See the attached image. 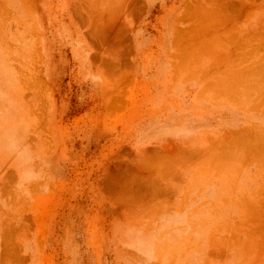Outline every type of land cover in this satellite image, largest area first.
Here are the masks:
<instances>
[{
    "label": "crops",
    "instance_id": "obj_1",
    "mask_svg": "<svg viewBox=\"0 0 264 264\" xmlns=\"http://www.w3.org/2000/svg\"><path fill=\"white\" fill-rule=\"evenodd\" d=\"M209 1L0 0V264H74L88 226H111L120 264L117 226L156 224L138 216L238 226V209H264L249 206L254 171H202L212 150L262 124L241 111L250 60L233 52L249 47L250 26L231 7L248 0ZM121 194L151 206L106 203Z\"/></svg>",
    "mask_w": 264,
    "mask_h": 264
},
{
    "label": "rangeland",
    "instance_id": "obj_2",
    "mask_svg": "<svg viewBox=\"0 0 264 264\" xmlns=\"http://www.w3.org/2000/svg\"><path fill=\"white\" fill-rule=\"evenodd\" d=\"M254 3L258 4V7L257 5L255 6L258 9L256 11V9L253 8L252 12L253 13L255 12V13L253 14L251 12L250 17H249V26H250L249 48H246L244 51L234 50L233 52L235 53L236 56L239 52L240 57H243L244 55V57H249L250 59V67H251L250 68L251 74H249V83H250L249 84V98L250 99H246L247 103H245L244 106L240 105L241 111H245V112L247 111L244 114V116L247 119L253 116H257L259 119L262 120L261 121L262 124L256 125V126L251 124L250 128L248 129L249 132L245 133V135L244 133H242L241 135L235 136L233 141L231 140L232 142L231 144L225 145L223 147L218 146L217 148H215L214 149L215 151L213 150V152L214 154H216V157L218 156L216 159H218L219 157L220 159L217 160L218 162L216 160L214 161V163L213 161L208 162L211 166L208 163L203 162L202 171H206L210 174H216V175L217 174L225 175V174H231V173L237 175L239 173L243 174L245 172L254 171L255 172L254 175H256V177H254L251 180H255L257 184H256V188L254 189V191H252L251 195L248 197V200L249 199L251 200V204L249 205H256V203L260 205H264V202H263L264 196L263 194L261 195V193H264L262 192L263 191L262 189H264V175L262 176V174H264V139H263L264 138V129H263L264 128V112H263L264 111V100L262 101V99H264V77H263L264 76V53H263L264 43L263 41L264 40H261L262 37L264 38V32H263L264 31V15H262V17L260 16L258 17L257 14L261 15V13H256L261 7H262L261 10L264 9V3L263 2L262 3L254 2ZM263 13H264V10L262 14ZM251 34L253 35V37L251 36ZM223 52H225V56L227 57L231 55V51H223ZM255 54H258V55L255 56ZM258 62H259V65H258ZM256 70H258L257 71L258 73L256 72ZM254 78L257 80H255ZM250 93L253 95H251ZM124 116L125 115H123V117ZM251 128L252 129L255 128L254 130L256 131L259 129V131L256 132L252 130ZM122 132L125 136V133H127L128 131L123 130ZM254 136H256V138ZM245 137L247 139H244ZM219 148L221 149L222 152L221 151L219 152L220 150ZM233 150L235 153L233 152ZM250 154L251 156H249ZM241 159L243 160L240 161ZM250 160L251 161L253 160V162H250ZM223 161H227V164H225L226 162H223ZM239 161L241 163H239ZM127 163L128 162H126V164ZM217 163L219 166L217 165L215 169V166H213V164L216 165ZM107 169H110L109 165L107 166ZM232 180L234 181V179ZM230 186L231 188H233V184H230ZM117 197H119V200L116 201L117 203L109 202V201H107L106 203L107 204H117V206L121 207L122 209L142 208V207L144 208V207L151 206L150 203L137 199L138 197L136 195L121 194V195H117ZM237 211H238L239 216L240 215L242 216L243 218L242 221H244L246 225H238V226H233V225H228V226L227 225H214V226L184 225L182 224V220H179V218L177 219L171 218L170 220L166 219V221L162 220V222H164V225H165V228L164 227L162 228L164 229V231L166 230V232L164 234H161V233H158L157 235L154 234L152 239L145 238L147 236V233L149 232L151 225H145V224L144 225H122L120 229L117 227L118 231L120 230L121 237H122L121 258L119 260L120 264H125V263L126 264H138L139 261L141 260L143 261L142 264H215L214 262L220 259L225 260L224 258L228 250L231 248H232L231 250H233V248L235 249L237 245L241 246L240 250L242 253V257L240 259L241 261L238 262V264H258L255 261H258L259 264H261L262 259H259V258L262 257L260 256L261 254H264V241H263L264 240V209H238ZM138 217H140L141 219H144L142 218V216H138ZM141 219L135 222L145 223L147 221H154V223H156L157 221L156 219L155 220H151V219L141 220ZM110 227L111 226L84 227L86 231L85 235L90 240V247L89 249L87 250L84 249L83 251H81L78 247V254L74 258V262H75L74 264H116L117 257L114 256V249H113L114 247H113V244L111 243L113 236L110 232ZM256 227H257V230L255 229ZM183 232H185V235ZM189 237L191 239H189ZM199 238H201V241H200L201 247H202L201 250L195 248ZM187 244L189 246H185ZM145 245L148 246L145 252L149 251L150 254L148 252L144 254V251H141L140 253L142 255L141 254L136 255L135 248L138 246L142 247ZM193 251H195V254L193 253ZM126 253L127 255H125ZM145 256L148 258H144Z\"/></svg>",
    "mask_w": 264,
    "mask_h": 264
},
{
    "label": "bare ground",
    "instance_id": "obj_3",
    "mask_svg": "<svg viewBox=\"0 0 264 264\" xmlns=\"http://www.w3.org/2000/svg\"><path fill=\"white\" fill-rule=\"evenodd\" d=\"M208 1H209V0H208ZM222 1H223V0H222ZM234 1H235V0H234ZM262 1H263V0H262ZM262 1H261V3H262ZM209 2H210V1H209ZM237 2H238V1H237ZM254 2H255V0H254V1H253V0H251V1L248 0V3H247V2H246V3H245V2H244V3H243V2H242V3H241V2H238L239 4L236 3L237 6H235V4L233 5L232 3H229V6L233 5V7H231V8L239 9L240 11H241L242 9L245 10V12L248 11L249 13L246 12V14L248 13V14H249V17H250V13L252 12L253 8H255L256 11H257V9H258V8L255 7L256 5H257V7H258V4H255ZM256 2H258V1H256ZM205 3H206V2H205ZM210 3H211V2H210ZM218 3H219V2H218ZM253 3H254L255 5H254ZM263 3H264V1H263ZM199 4H200V3H199ZM199 4H198V5H199ZM259 4H260V3H259ZM200 5H201V4H200ZM200 5H199V6H200ZM209 5H210V4H209ZM225 5H226V4H225ZM251 5H252V6H251ZM253 5H254V7H253ZM196 6H197V5H196ZM216 6H217V5H216ZM218 6H219V5H218ZM224 7H226V6H224ZM224 7H223V8H224ZM195 8H196V7H195ZM204 8H205V7H204ZM261 8H262V7H261ZM261 8L258 10V12H256V13H261V15H258V14H257L258 17H259V16L262 17V15H264V13L262 14V12H263L264 9L261 10ZM225 9H226V8H225ZM214 10H215V9H214ZM220 10H221V9H220ZM233 10H234V9H233ZM233 10H232V11H233ZM4 11H5V10H4ZM201 11H202V10H201ZM260 11H262V12H260ZM132 12H133V11H132ZM184 12H185V11H184ZM187 12H189V11H187ZM216 12H219V11H216ZM207 13H208V11H207ZM223 13H224V12H223ZM252 13H253V12H252ZM254 13H255V12H254ZM254 13H253V14H254ZM193 14H194V13H193ZM197 14H198V13H197ZM197 14H196V15H197ZM218 14H219V13H218ZM224 14H225V13H224ZM234 14H235V13H234ZM97 15H98V14H97ZM131 15H132V14H131ZM188 15H189V14H188ZM211 15H213V14H211ZM7 16H9V15H7ZM136 16H137V15H136ZM189 16H190V15H189ZM191 16H192V15H191ZM198 16H199V15H198ZM203 16H204V15H203ZM216 16H217V15H216ZM222 16H223V15H222ZM226 16H227V15H226ZM226 16H225V17H226ZM230 16H231V15H230ZM251 16H252V15H251ZM192 17H193V16H192ZM209 17H210V16H209ZM218 17H219V16H218ZM218 17H217V18H218ZM231 17H232V16H231ZM246 17H247V16H246ZM252 17H253V16H252ZM255 17H256V16H255ZM185 18H188V16L185 17ZM194 18H195V17H194ZM203 18H204V17H203ZM237 18H238V16H237ZM133 19H134V18H133ZM189 19H190V18H189ZM218 19H219V18H218ZM223 19H224V18H223ZM229 19H230V18H229ZM245 19H246V18H245ZM245 19H244V20H245ZM7 20H8V19H7ZM186 20H187V19H186ZM194 20H195V19H194ZM202 20H203V19H202ZM208 20H209V19H208ZM208 20H207V21H208ZM220 20H221V18H220ZM224 20H226V18H225ZM230 20H231V19H230ZM192 21H193V20H192ZM196 21H197V20H196ZM200 21H201V20H200ZM211 21H212V20H211ZM217 21H218V20H217ZM217 21H216V22H217ZM245 21H246V20H245ZM197 22H199V21H197ZM261 22H262V21H261ZM213 23H214V22H213ZM217 23H218V22H217ZM221 23H222V22H221ZM259 23H260V22H259ZM230 24H231V23H230ZM255 24H256V23H255ZM255 24H254V25H255ZM192 25H193V24H192ZM226 25H227V24H226ZM214 26H215V25H214ZM222 26H223V25H222ZM232 26H233V25H232ZM262 26H263V25H262ZM247 27H248V26H247ZM227 28H228V27H227ZM232 28H233V27H232ZM235 28H236V27H235ZM189 30H190V29H189ZM234 31H235V30H234ZM239 31H240V30H239ZM243 31H244V30H243ZM223 32H224V31H223ZM229 32H230V31H229ZM229 32H227V33L229 34ZM263 32H264V31H263ZM182 33H183V32H182ZM219 33H220V32H219ZM234 33H235V32H234ZM217 34H218V33H217ZM222 34H223V33H221V36H223ZM231 34H232V31H231ZM235 34H236V33H235ZM253 34H254V33H253ZM255 34H256V33H255ZM226 35H227V34H226ZM234 36H235V35H234ZM242 36H244V35H242ZM251 36L253 37L252 34H251ZM256 36H257V35H256ZM126 37H127V36H126ZM238 37H239V36H238ZM252 37H251V38H252ZM186 38H187V37H186ZM212 38H213V37H212ZM218 38H219V37H218ZM218 38H217V39H218ZM221 38H222V37H221ZM244 38H245V37H244ZM127 39H128V38H127ZM178 39H179V38H178ZM229 39H230V38H229ZM231 39H232V38H231ZM234 39H235V38H234ZM245 39H246V38H245ZM245 39H244L243 41H245ZM253 39H254V38H253ZM213 40H214V39H213ZM261 40H264V38L262 37ZM176 41H177V40H176ZM216 41H217V40H216ZM257 41H258V40H257ZM209 42H210V41H209ZM214 42H215V41H214ZM214 42H213V43H214ZM219 42H220V41H219ZM228 42H230V41H228ZM245 42L248 43V41H245ZM8 43H9V42H8ZM200 43H201V42H200ZM225 43H226V42H225ZM225 43H224V44H225ZM249 43H250V42H249ZM263 43H264V41H263ZM6 44H7V43H6ZM9 44H10V43H9ZM189 44H190V43H189ZM191 44H192V43H191ZM211 44H212V43H211ZM224 44H223V45H224ZM227 44H228V43H227ZM235 44H236V43H235ZM257 44H258V42H257ZM1 45H2V44H1ZM212 45H213V44H212ZM212 45H211V46H212ZM242 45H243V44H242ZM245 45H246V44H245ZM247 45H248V44H247ZM250 45H251V44H250ZM224 46H225V45H224ZM224 46H223V47H224ZM229 46H230V45H229ZM236 46H237V44H236ZM238 46H239V44H238ZM257 46H258V45H257ZM219 47H220V46H219ZM244 47H245V46H244ZM254 47H255V46H254ZM258 47H259V46H258ZM186 48H187V47H186ZM207 48H208V47H207ZM233 48H234V47H233ZM235 48H236V47H235ZM245 48H246V47H245ZM247 48H249V47H247ZM224 49H226V48H224ZM243 49H244V48H243ZM183 50H184V49H183ZM200 50H201V49H200ZM204 50H205V49H204ZM237 50H239V48H238ZM255 50H256V49H255ZM121 51H122V50H121ZM218 51H219V50H218ZM221 51H222V50H221ZM224 51H225V50H224ZM243 51H244V50H243ZM253 51H254V50H253ZM262 51H263V50H262ZM181 52H182V51H181ZM208 52H210V50H209ZM260 52H261V51H260ZM121 53H122V52H121ZM213 53H214V52H213ZM215 53H216V52H215ZM224 53H225V52H224ZM228 53H229V52H228ZM240 53H241V52H240ZM258 53H259V52H258ZM263 53H264V52H263ZM197 54H198V53H197ZM205 54H206V53H205ZM234 54H235V53H234ZM234 54H233V55H234ZM236 54H237V53H236ZM243 54H244V53H243ZM210 55H211V54H210ZM217 55H218V54H216V57H217ZM223 55H224V54H223ZM256 55H258V54H255V56H256ZM184 56H185V55H184ZM230 56H231V55H230ZM235 56H236V55H235ZM241 56H242V55H241ZM252 56H253V55H252ZM255 56H254V57H255ZM213 57L215 58V56H213ZM239 57H240V56H239ZM243 57H244V55H243ZM254 57H253V58H254ZM214 58H213V59H214ZM235 58H236V57H235ZM250 58H252V57H250ZM124 59H125V58H124ZM176 59H177V58H176ZM183 59H184V58H183ZM254 59H255V58H254ZM233 60H234V59H233ZM235 60H236V59H235ZM235 60H234V61H235ZM244 60H245V59H244ZM249 60H250V59H249ZM101 61H102V60H101ZM212 61H213V60H212ZM241 61H243V60H241ZM214 62H215V61H214ZM214 62H212V63H214ZM123 63H125V62H123ZM190 63H191V62H190ZM190 63H189V64H190ZM212 63H211V64H212ZM236 63H239V62L236 61ZM21 64H22V63H21ZM180 64H181V63H180ZM187 64H188V63H187ZM189 64H188V65H189ZM193 64H194V63H193ZM214 64H215V63H214ZM242 64H243V62H242ZM242 64H240L239 66H241ZM175 65H177V68H178V65H179V64L176 63ZM188 65H187V66H188ZM212 65H213V64H212ZM226 65H227V64H226ZM234 65H235V64H234ZM246 65H247V64H246ZM246 65H245V66H246ZM258 65H259V62H258ZM179 66H180V65H179ZM181 66H182V64H181ZM209 66H210V65H209ZM236 66H237V65H236ZM236 66H235V67H236ZM125 67H126V66H125ZM174 67H175V69H176V66H174ZM182 67H183V66H182ZM207 67H208V66H207ZM224 67H226V66H224ZM247 67H248V66H247ZM219 68H220V67H219ZM236 68H237V67H236ZM250 68H251V67H250ZM15 69H16V68H15ZM173 69H174V68H173ZM175 69H174V71H175ZM259 69H260V68H259ZM188 70H189V69H188ZM230 70H231V69H230ZM236 70H237V69H236ZM251 70H253V69H251ZM254 70H255V69H254ZM177 71H178V70H177ZM223 71H224V70H223ZM257 71H258V70H256V72H257ZM248 72H249V71H248ZM251 72H253V71H251ZM256 72H255V73H256ZM22 73H23V72H22ZM212 73H213V72H212ZM217 73H219V72H217ZM221 73H222V72H221ZM221 73H219V74L221 75ZM226 73H227V72H226ZM240 73H241V72H240ZM244 73H246V72H244ZM257 73H258V72H257ZM247 74H248V73H247ZM250 74H251V73H250ZM235 75H236V74H235ZM255 75H256V74H255ZM20 76H21V75H20ZM188 76H189V75H188ZM225 76H227V75H225ZM242 76H243V75H242ZM242 76H241V77H242ZM222 77H223V76H222ZM239 77H240V76H239ZM255 77H256V76H255ZM263 77H264V76H263ZM212 79H213V78H212ZM240 79H241V78H240ZM254 79H255V78H254ZM18 80H19V79H18ZM183 80H184V79H183ZM188 80H189V79H188ZM235 80H236V79H235ZM252 80H253V79H252ZM255 80H257V79H255ZM223 82H224V80H223ZM245 82H246V81H245ZM252 82H253V81H252ZM254 82H255V81H254ZM259 82H260V80H259ZM219 83H221V82H219ZM224 83H225V82H224ZM213 84H214V83H213ZM227 84H228V83H227ZM229 84H231V83H229ZM238 84H239V83H238ZM249 84H250V83H249ZM219 85H220V84H219ZM242 85H243V84H242ZM205 86H207V85H205ZM211 86H212V85H211ZM215 86H216V85H215ZM247 86H248V85H247ZM212 87H213V86H212ZM212 87H211V90H213ZM219 87H220V86H219ZM240 87H241V86H239V88H240ZM242 87H243V86H242ZM242 87H241V89H242ZM256 87H257V86H256ZM214 88H215V87H214ZM217 88H218V86H217ZM217 88H215V89H217ZM234 88H235V87H234ZM245 88H246V86H245ZM247 88H248V87H247ZM259 88H261V87H259ZM204 89H205V88H204ZM204 89H203V91H204ZM207 89H208V88H207ZM222 89H223V88H222ZM225 89H226V88H225ZM219 90H220V89H219ZM226 90H227V89H226ZM228 90H229V89H228ZM260 90H261V89H260ZM203 91H202L201 93H203ZM232 91H233V90H232ZM247 91H248V90H247ZM252 91H253V90H252ZM223 92H224V94H225V91H223ZM229 92H230V91H229ZM214 93H215V92H214ZM227 93H228V92H227ZM232 93H233V92H232ZM235 93H236V92H235ZM258 93H259V92H258ZM37 94H38V93H37ZM228 94H230V93H228ZM238 94H239V93H238ZM244 94H245V93H244ZM250 94H251V93H250ZM28 95H29V94H28ZM215 95H216V94H215ZM215 95H214V97H213V95H212L211 97H213V99H215L216 97H219V96H216V97H215ZM218 95H219V93H218ZM225 95H226V94H225ZM225 95H224V96H225ZM232 95H233V94H232ZM239 95H240V94H239ZM251 95H253V94H251ZM30 96H31V95H30ZM227 96H228V95H227ZM258 96H259V95H258ZM25 97H26V96H25ZM28 97H29V96H28ZM233 97H236V95L233 96ZM237 97H238V96H237ZM243 97H244V96H243ZM243 97H242V99H243ZM225 98H226V97H225ZM239 98H241V96H240ZM216 99H217V98H216ZM234 99H235V98H234ZM236 99H237V98H236ZM244 99H245V98H244ZM248 99H250V98L248 97ZM227 100H230V98H229V99L227 98ZM263 100H264V99H262V101H263ZM24 101H25V100H24ZM26 101H27V100H26ZM231 101H232V100H231ZM245 101H246V99H245ZM251 101H252V100H251ZM233 102H235V101H233ZM233 102H232V103H233ZM236 102H240V101H236ZM242 102L244 103V100H242L241 103H242ZM252 102H253V101H252ZM26 103H27V102H26ZM246 103H247V102H246ZM235 104H236V103H235ZM238 104H240V103H238ZM244 104H245V103H244ZM248 105H249V104H248ZM250 105H251V104H250ZM28 106H29V105H28ZM249 107H250V106H249ZM242 108H243V107H242ZM253 108H254V107H253ZM248 109H249V108H248ZM232 110H233V109H232ZM245 110H246V109H245ZM250 110H251V109H250ZM258 110H259V109H258ZM246 112H247V111H246ZM263 112H264V111H263ZM221 113H222V112H221ZM33 114H34V113H33ZM228 117H229V116H228ZM248 119H249V118H248ZM247 121H248V120H247ZM251 121L253 122V120H251ZM256 122H257V121H256ZM244 127H246V126H244ZM247 127H248V126H247ZM258 127H259V126H258ZM256 128H257V127H256ZM262 128H263V127H262ZM262 128H260V129H262ZM233 129H234V128H233ZM251 129H252V128H251ZM254 129H255V128H254ZM254 129H252V130H254ZM263 129H264V128H263ZM201 130H202V129H201ZM247 130H248V129H247ZM235 131H236V130H235ZM235 131H232V132L235 133ZM254 131H255V130H254ZM223 132H224V131H223ZM240 132H242V131H240ZM246 132H247V131H246ZM242 133H245V132H242ZM214 134H215V133H214ZM226 134H227V133H226ZM254 134H255V132H254ZM260 134H261V133H260ZM221 135H222V134H221ZM231 135H232V133H231ZM244 135H245V134H244ZM258 135H259V134H258ZM217 136L219 137V135H217ZM222 136L225 137V134L222 135ZM226 136H227V135H226ZM229 136H230V134H229ZM235 136H236V135H235ZM254 137L256 138V136H254ZM207 138H208V137H207ZM226 138H227V137H226ZM228 138H229V137H228ZM248 138H249V137H248ZM261 138H262V137H261ZM205 139H206V138H205ZM211 139H213V138H210V140H211ZM215 139L217 140V138H215ZM222 139H223V138H222ZM238 139H239V138H238ZM244 139H247V138L245 137ZM249 139H250V138H249ZM263 139H264V138H263ZM213 140H214V139H213ZM235 140H236V139H235ZM242 140H243V139H242ZM256 140H257V139H256ZM205 141H206V140H205ZM207 141H209V140H207ZM228 141H229V140H228ZM232 141H233V140H232ZM237 141H238V140H237ZM240 141H241V140H240ZM212 142H213V141H212ZM217 142L219 143V140H217ZM220 142H221V141H220ZM249 142H250V141H249ZM186 143H187V142H186ZM207 143H208V142H207ZM209 143H210V142H209ZM223 143H224V142H223ZM231 143H232V142H231ZM234 143H235V142H234ZM245 143H246V142H245ZM211 144H212V143H211ZM213 144H215V143H213ZM213 144H212V145H213ZM226 144H227V143H226ZM229 144H230V143H229ZM229 144H228V145H229ZM243 144H244V143H243ZM173 145H174V144H173ZM219 145H220V144H219ZM151 146H153V145H151ZM164 146H165V145H164ZM176 146H177V145H176ZM208 146H209V145H208ZM208 146H206V148H208ZM216 146H217V145H216ZM238 146H239V145H238ZM169 147H170V146H169ZM212 147H213V146H212ZM222 147H223V146H222ZM163 148H164V147H163ZM175 148H176V147H175ZM188 148H189V147H188ZM188 148H186V149H188ZM220 148H221V147H220ZM220 148H219V149H220ZM164 149H165V148H164ZM170 149H171V148H170ZM194 149H195V148H194ZM199 149H200V148H199ZM201 149H202V148H201ZM204 149H205V148H204ZM255 149H256V148H255ZM143 150H144V149H143ZM165 150H166V149H165ZM171 150H172V149H171ZM189 150H191V149H189ZM158 151H159V150H158ZM162 151H163V150H162ZM169 151H170V150H169ZM193 151H194V150H193ZM200 151H201V150H200ZM207 151H209V150H207ZM212 151H213V150H212ZM214 151H215V150H214ZM220 151H221V149L219 150V152H220ZM243 151H244V150H243ZM174 152H175V151H174ZM184 152H185V150H184ZM187 152H188V151H187ZM190 152H192V151H190ZM195 152H196V151H195ZM195 152H193V153L195 154ZM203 152H204V151H203ZM221 152H222V151H221ZM227 152H228V151H227ZM233 152H234V150H233ZM153 153H154V152H153ZM159 153H160V151H159ZM172 153H173V152H172ZM178 153H179V152H178ZM224 153H225V152H224ZM234 153H235V152H234ZM234 153H233V154H234ZM237 153H238V152H237ZM255 153H256V151H255ZM143 154H144V152H143ZM146 154H147V153H146ZM155 154H156V153H155ZM164 154H166V153H164ZM187 154H188V153H187ZM191 154H192V153H191ZM197 154H200L199 151H198ZM212 154H214V153H212ZM228 154H229V153H228ZM233 154H232V155H233ZM252 154H253V153H252ZM136 155H137V154H136ZM181 155H182V154H181ZM202 155H203V154H202ZM209 155H211V153H210ZM143 156H144V155H143ZM152 156H153V155H152ZM175 156H177V155H175ZM178 156H179V155H178ZM178 156H177V157H178ZM188 156H189V155H188ZM206 156H207V155H206ZM240 156H241V155H240ZM249 156H251V154H250ZM254 156H256V155H254ZM140 157H141V156H140ZM154 157H155V156H154ZM169 157H170V156H169ZM183 157H184V156H183ZM189 157H190V156H189ZM197 157H198V156H196V158H197ZM211 157H212V156H211ZM215 157H216V156H215ZM217 157H218V156H217ZM221 157H222V156H221ZM235 157H236V156H235ZM242 157H244V156H242ZM132 158H133V157H132ZM155 158H156V157H155ZM175 158H176V157H175ZM184 158H185V157H184ZM222 158H223V157H222ZM252 158H253V157H252ZM252 158H251V159H252ZM133 159L135 160V158H133ZM137 159H139V156H138ZM140 159H141V158H140ZM159 159H161V158H159ZM162 159H163V158H162ZM166 159H167V158H166ZM202 159H203V158H202ZM205 159H206V158H205ZM213 159H214V158H213ZM218 159H220V157H219ZM218 159H216V161H217ZM248 159H250V158H248ZM146 160H147V159H146ZM167 160H169V159H167ZM187 160H188V159H187ZM237 160H239V159H237ZM242 160H243V159H241L240 161H242ZM244 160H245V159H244ZM255 160H256V159H255ZM255 160H254V161H255ZM120 161H122V160H120ZM124 161H125V160H124ZM138 161H139V160H138ZM141 161H142V160H141ZM157 161H158V160H157ZM170 161H171V160H170ZM173 161H174V160H173ZM214 161H215V160H214ZM214 161H213V163H214ZM228 161H229V160H228ZM230 161H231V160H230ZM240 161H239V163H241ZM256 161H257V160H256ZM129 162L131 163V161H129ZM160 162H161V160H160L158 163H160ZM167 162H168V161H167ZM217 162H218V161H217ZM223 162H226L225 164H227V161H223ZM231 162H232V161H231ZM234 162H235V161H234ZM250 162H253V160H252V161L250 160ZM124 163H126V162H124ZM134 163L136 164V160L133 161V164H134ZM139 163H140V162H139ZM139 163H138V164H139ZM181 163H182V162H181ZM185 163H186V162H185ZM215 163H216V162H215ZM229 163H230V162H229ZM127 164H128V163H127ZM127 164H126V165H127ZM131 164H132V163H131ZM148 164H149V162H148ZM153 164H155L154 161H153ZM160 164H161V163H160ZM160 164H159V165H160ZM182 164H183V163H182ZM189 164H191V163L189 162ZM208 164H209V163H208ZM157 165H158V164H157ZM165 165H166V164H165ZM174 165H175V164H174ZM176 165H177V163H176ZM196 165H197V164H196ZM209 165H210V164H209ZM217 165H218V163H217L216 165L213 164V166H215V169H216V166H217ZM241 165H242V164H241ZM136 166H137V165H136ZM141 166H142V165H141ZM151 166H153V165H151ZM151 166H150V167H151ZM167 166H168V164H167ZM169 166H170V165H169ZM210 166H211V165H210ZM218 166H219V165H218ZM150 167H149V168H150ZM153 167H154V166H153ZM172 167L174 168V166H172ZM208 167H209V166H208ZM220 167H221V166H220ZM120 168H121V167H119L118 169H120ZM136 168H137V167H136ZM260 168H261V167H260ZM262 168H263V167H262ZM121 169H122V168H121ZM127 169H128V167H127ZM154 169H155V168H154ZM161 169H162V168H161ZM212 169H213V168H212ZM156 170H157V169H156ZM121 171H124V170H121ZM137 171H138V170H137ZM142 171H143V170H142ZM125 172H126V171H125ZM148 172H149V171H148ZM163 172H164V171H163ZM127 173H128V172H127ZM142 173H143V172H142ZM151 173H152V172H151ZM170 173H171V171H170ZM177 173H178V172H177ZM116 174H117V173H116ZM145 174H146V172H145ZM145 174H144V175H145ZM174 174H176V172H175ZM127 175H128V174H127ZM137 175H138V174H137ZM137 175H136V176H137ZM156 175H157V173H156ZM263 175H264V174H262V176H263ZM123 176H124V175H123ZM125 176H126V175H125ZM136 176H135V177H136ZM140 176H141V175H140ZM140 176H139V180H141V179H140ZM121 177H122V175H121ZM129 177H130V176H129ZM147 177H148V176H147ZM154 177H155V176H154ZM157 177H158V175H157ZM171 177H172V175H171ZM178 177H179V176H178ZM161 178H162V177H161ZM122 179H124V177H122ZM122 179H121V180H122ZM129 179H130V178H129ZM142 179H143V178H142ZM155 179H156V178H155ZM178 179H179V178H177V182H178ZM125 180H126V179H125ZM133 180H134V179H133ZM148 180H149V179H148ZM161 180H162V179H161ZM163 180H164V179H163ZM181 180H182V179H181ZM115 181H116V180H115ZM119 181H120V179H119ZM129 181H130V180H129ZM141 181H142V180H141ZM145 181H146V180H145ZM153 181H154V180H153ZM164 181H165V180H164ZM173 181H175V180H173ZM213 181H214V180H213ZM137 182H138V181H137ZM154 182H155V181H154ZM175 182H176V181H175ZM105 183H107V182H105ZM125 183H127V182H125ZM141 183H142V182H141ZM151 183H152V182H151ZM114 184H116V183H114ZM127 184H129V183H127ZM135 184H136V183H135ZM158 184H159V183H158ZM158 184H157V185H158ZM116 185H117V184H116ZM148 185H149V184H148ZM197 185H198V183H197ZM208 185H209V184H208ZM130 186H131V185H130ZM137 186H138V185H137ZM145 186H146V184H145ZM151 187H152V186H151ZM158 187H159V186H158ZM162 187H163V186H162ZM166 187H167V186H166ZM212 187H213V186H212ZM194 188H195V187H194ZM140 189H141V188H140ZM155 189H157V188H155ZM163 189L165 190L164 187H163ZM163 189H160V190H163ZM169 189H170V187L168 186V189H166V190H169ZM203 189H204V187H203ZM116 190H117V189H116ZM119 190H120V189H119ZM128 190H129V189H128ZM152 190H153V189H152ZM160 190H159V191H160ZM164 190H163V191H164ZM262 190H263L262 192H264V189H262ZM7 191H8V190H7ZM136 191H137V190H136ZM150 191H151V190H150ZM153 191H154V190H153ZM153 191H152V192H153ZM152 192H151V193H152ZM168 192H170V190H169ZM172 192H173V191H172ZM130 193H131V192H130ZM141 193H143V192H141ZM162 193H163V192H162ZM162 193H161V194H162ZM165 193H166V192H165ZM146 194H148V193H146ZM159 194H160V193H159ZM166 194H167V193H166ZM168 194H169V193H168ZM168 194H167V195H168ZM171 194H172V193H171ZM183 194H184V193H183ZM262 194H263V196H264V193H261V195H262ZM5 195H6V194H5ZM137 195H138V193H137ZM140 195H141V194H140ZM155 195L157 196V193H156V192H155ZM169 195H170V194H169ZM169 195H168V196H169ZM151 196H152V195H151ZM156 196H155V198H157ZM148 197H149V196H148ZM160 197H161V195H160ZM125 198H126V197H125ZM144 198H145V196H144ZM155 198H153V199H155ZM180 198H181V197H180ZM216 198H217V197H216ZM161 199L163 200V198H161ZM165 199H166V197H165ZM169 199H170V198H169ZM263 199H264V198H263ZM147 200H148V199H147ZM156 200H157V199H156ZM159 200H160V199H159ZM159 200H158V201H159ZM162 200H161V202H162ZM148 201H150V200H148ZM166 201L169 202L168 198L166 199ZM150 202H153V201H150ZM161 202L159 201V203H161ZM258 202H259V201H258ZM263 202H264V201H263ZM156 203H157V202H156ZM156 203H155V204H156ZM180 203H181V202H180ZM252 204H253V203H252ZM158 205H159V204H158ZM244 205H245V204H244ZM153 206H155V205L153 204ZM153 206H152V207H153ZM249 206H250V205H249ZM251 206H252V205H251ZM157 207H158V206H157ZM159 207H160V205H159ZM159 207H158V208H159ZM192 208H193V207H192ZM245 209H246V208H245ZM247 209H248V208H247ZM161 217H164V216H161ZM165 217H168L169 220H170L171 218H173V219H177V218H179V220H182V221H183V220H184V219H183V218H184V212H180V213H178V212H174V213H172V214H168V215L165 216ZM186 219H187V218H186ZM189 219H190V218H189ZM248 219H249V218H248ZM162 220H165V221H166V219H157L156 224H151L150 229H149V232L147 233V236H146L145 238H147V239H148V238L152 239V237H153L154 234H156V235H157L158 233L164 234V233L166 232V230L164 231V229L162 228V227L165 228L164 222H162ZM256 224H257V223H256ZM234 225H236L235 222H234ZM121 226H122V225H120V227H119V226H117V227L120 229ZM255 229L257 230V227H256ZM255 229H253V230H255ZM259 229H260V228H259ZM251 230H252V229H251ZM130 231H131V230H130ZM12 232H13V231H12ZM127 232H128V230H127ZM133 232H135V231H133ZM183 233H184V235H185V232H183ZM256 233H257V232H256ZM259 236H260V234H259ZM142 237H143V236H142ZM125 238H126V237H125ZM189 239H191V238L189 237ZM189 239H188V240H189ZM200 241H201V238H199V240H198V242H199L200 244L197 242V245H196V247H195L196 249H199V250L202 249V247H201V242H200ZM202 241H203V240H202ZM263 241H264V240H263ZM112 244H113V243H112ZM198 245H199L201 248H200ZM4 246H5V245H4ZM185 246H189V245L187 244V245H185ZM5 247H6V246H5ZM147 247H148L147 245L142 246V247H139V246L136 247V248H135V249H136V255L141 254V253H140L141 251H144V254H145L146 252L149 253V251H146V252H145V250H146ZM259 247H260V246H259ZM190 248H192V247H190ZM240 248H241V246H240V245H237V247H236L235 249H234V248H233V250H231L232 248L229 249L228 252H227V254L225 255V258H224L225 260L220 259V260H218V261H216V262H214V261H212V262H214L215 264H234V263H235V264H238V262L241 261L240 259H241V257H242V253H241ZM10 249H11V248H10ZM186 250H187V248H186ZM9 252H10V251H9ZM2 253H3V252H2ZM134 253H135V251H134ZM193 253L195 254V251H193ZM225 253H226V252H225ZM144 254H143V255H144ZM149 254H150V253H149ZM125 255H127V253H126ZM141 255H142V254H141ZM147 256H148V255H147ZM260 256H262L261 258H259V259H262L261 264H264V254H261ZM144 258H148V257L145 256ZM1 259H2V258H1ZM14 259H15V258H14ZM9 260H10V258H9ZM11 260H12V258H11ZM143 260H144V259H143ZM142 262H143V261L141 260V261H139L138 264H140V263L142 264ZM255 262L259 264L258 261H255ZM5 263H6V262H5ZM3 264H4V263H3ZM10 264H11V263H10ZM125 264H126V263H125Z\"/></svg>",
    "mask_w": 264,
    "mask_h": 264
}]
</instances>
